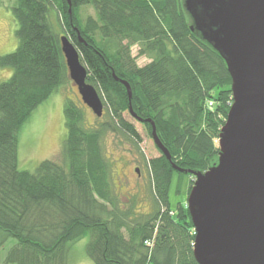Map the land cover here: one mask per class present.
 <instances>
[{
  "label": "trees",
  "instance_id": "trees-1",
  "mask_svg": "<svg viewBox=\"0 0 264 264\" xmlns=\"http://www.w3.org/2000/svg\"><path fill=\"white\" fill-rule=\"evenodd\" d=\"M84 5L95 17L81 16ZM12 15L17 45L0 55V72L11 70L0 81V250L13 243L0 264H68L71 244L87 232L93 264H197L188 210L169 204L172 166L204 172L216 164L231 78L221 56L191 30L183 0H16ZM62 36L78 51L107 120L100 122L102 111L86 128L82 108L66 98L61 164L44 160L32 173L19 170L18 130L72 82ZM138 57L149 61L139 66ZM127 116L159 153L148 160L154 208L139 216L118 205L101 148L108 133L141 142ZM176 173L189 176V194L193 177Z\"/></svg>",
  "mask_w": 264,
  "mask_h": 264
},
{
  "label": "water",
  "instance_id": "water-1",
  "mask_svg": "<svg viewBox=\"0 0 264 264\" xmlns=\"http://www.w3.org/2000/svg\"><path fill=\"white\" fill-rule=\"evenodd\" d=\"M200 33L224 60L231 103L220 129L217 162L204 172L182 170L193 185L186 208L197 264H264V0H183ZM68 77L96 117L103 105L68 38H60ZM128 95L130 87L122 82ZM156 146L170 157L153 128Z\"/></svg>",
  "mask_w": 264,
  "mask_h": 264
},
{
  "label": "rangeland",
  "instance_id": "rangeland-1",
  "mask_svg": "<svg viewBox=\"0 0 264 264\" xmlns=\"http://www.w3.org/2000/svg\"><path fill=\"white\" fill-rule=\"evenodd\" d=\"M16 0H0V55L12 52L17 45L15 38L16 23L12 15V7ZM82 17H95L91 5L80 7ZM131 55H137V48H131ZM149 60L145 57L136 58V63L143 66ZM11 74L10 69L0 72V81H5ZM66 98L78 104L84 112V126L86 128L97 124L98 119L85 106L72 82L52 94L45 102L39 105L29 119L17 132V167L19 170L34 172L44 160L62 162L63 142L66 136L63 107ZM101 121L107 116L103 108ZM141 137L140 143L131 142L126 136L108 133L101 139V148L106 157L112 174L114 192L118 205L123 209L133 208L139 214H148L154 208L151 190V174L148 160L158 156V150L148 137L142 126L127 116ZM194 179V178H193ZM190 178L187 175L172 174L169 188V204L172 209L178 203L186 206ZM135 216V217H137ZM126 236V233H125ZM89 241L88 232L84 237L70 246L68 264H93L87 257L85 247ZM13 243L10 239L0 250V260Z\"/></svg>",
  "mask_w": 264,
  "mask_h": 264
},
{
  "label": "built area",
  "instance_id": "built-area-1",
  "mask_svg": "<svg viewBox=\"0 0 264 264\" xmlns=\"http://www.w3.org/2000/svg\"><path fill=\"white\" fill-rule=\"evenodd\" d=\"M145 244H146V245H150V243H149L148 241H147V242H145Z\"/></svg>",
  "mask_w": 264,
  "mask_h": 264
}]
</instances>
